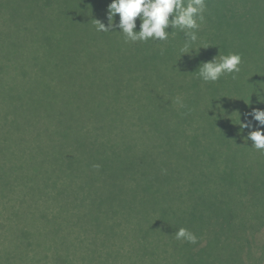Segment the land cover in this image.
<instances>
[{
  "label": "trees",
  "instance_id": "trees-1",
  "mask_svg": "<svg viewBox=\"0 0 264 264\" xmlns=\"http://www.w3.org/2000/svg\"><path fill=\"white\" fill-rule=\"evenodd\" d=\"M111 2L0 0V60L45 48L95 72L74 76L82 91L63 94L55 117L30 108L53 94L17 89L59 81L0 69V264H264V152L245 139L264 130L249 115L264 110V92L251 93L264 84L198 73L219 55L240 54L241 68L264 60V0H207L197 50L183 56L179 30L147 43L98 32ZM55 219L62 236L47 248ZM180 228L198 242L177 240Z\"/></svg>",
  "mask_w": 264,
  "mask_h": 264
},
{
  "label": "clouds",
  "instance_id": "clouds-1",
  "mask_svg": "<svg viewBox=\"0 0 264 264\" xmlns=\"http://www.w3.org/2000/svg\"><path fill=\"white\" fill-rule=\"evenodd\" d=\"M207 7V0H112L107 11L109 23L106 26L100 20H95V26L98 32L120 29L116 32L123 35L125 43H147L149 40L166 42L170 36H175L176 30H179L185 37L179 49L183 56L197 50L200 40L198 34L205 22ZM137 18L140 21L139 30H136ZM169 27L172 31H168ZM208 47L201 44L198 50ZM218 57L219 59L215 57L199 67V78L204 83H215L226 75L236 79V74L240 73L243 62L240 54L230 53ZM249 115L259 126H264V110L253 109ZM239 119L241 130L253 127L249 122H242L241 117ZM245 139L253 142L252 148L264 152V130L249 131ZM174 235L177 240H185L191 244L198 242V237L187 228H180Z\"/></svg>",
  "mask_w": 264,
  "mask_h": 264
},
{
  "label": "rangeland",
  "instance_id": "rangeland-1",
  "mask_svg": "<svg viewBox=\"0 0 264 264\" xmlns=\"http://www.w3.org/2000/svg\"><path fill=\"white\" fill-rule=\"evenodd\" d=\"M62 8V18L60 16L61 25H63V21L65 18V15H72L71 12L67 9L65 5H63L61 2L59 3ZM69 29L63 30V32L69 31ZM71 31V30H70ZM37 47V45H35ZM38 48V47H37ZM36 51V49L32 50ZM40 60H31L35 57L34 52L29 53L27 55L29 60H0V69L3 73H8L12 76L13 82L16 81L17 76L19 75H25V72L27 73L28 79L32 80L35 79L38 81L45 80L46 78L59 81L57 84L55 83H48L49 80H47V86L45 83H41L39 85H35L31 82H23L25 84V87L21 88L20 90L17 89L18 92L22 94H53L54 96H47V105H40L33 103L34 105H31L30 108H46L47 111H53L55 112V117H58V112L65 110V105L62 102V95L66 94L68 92L72 93H81V82L78 81V76L81 73V75L86 76L87 78L94 77L95 72L93 69H91L90 65L85 66L83 65V60H76L73 62H66V60H47V55L49 53L47 52V49L45 48H39ZM44 59V60H43ZM34 65L41 66L40 69H43L42 71L36 70ZM245 68H241L240 74L243 77V79H247L252 81L251 86L254 87L257 85V78H258V85L264 84V60H245ZM83 67V68H82ZM119 67V72L122 75H128L132 72L128 67H125L124 64H121ZM4 69V70H3ZM36 74V75H35ZM15 77H14V76ZM47 75V76H46ZM74 76L78 78L77 80L74 79ZM261 78H263L261 80ZM2 79V78H1ZM71 81L73 84H70ZM72 83V82H71ZM75 83V84H74ZM79 83V87H76ZM11 84V83H10ZM75 85V87H74ZM252 88H250L251 91ZM135 93H141L142 87H135L134 88ZM258 90V89H257ZM262 90V89H259ZM7 91V90H6ZM5 90H2L1 92H6ZM262 91H253L251 93H254L257 95L261 94ZM8 93V92H6ZM11 94H17L16 90L12 91ZM60 223H63V220L60 219ZM57 223V220L49 221L47 220V248L52 247L53 240L52 237H56L59 239L62 236V225ZM48 253V252H47Z\"/></svg>",
  "mask_w": 264,
  "mask_h": 264
}]
</instances>
